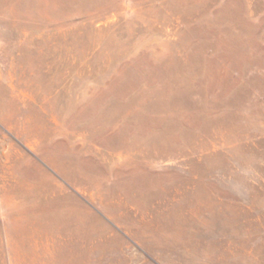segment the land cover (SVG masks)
Segmentation results:
<instances>
[{"label":"rangeland","instance_id":"1","mask_svg":"<svg viewBox=\"0 0 264 264\" xmlns=\"http://www.w3.org/2000/svg\"><path fill=\"white\" fill-rule=\"evenodd\" d=\"M0 264H264V0H0Z\"/></svg>","mask_w":264,"mask_h":264}]
</instances>
